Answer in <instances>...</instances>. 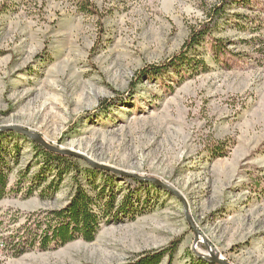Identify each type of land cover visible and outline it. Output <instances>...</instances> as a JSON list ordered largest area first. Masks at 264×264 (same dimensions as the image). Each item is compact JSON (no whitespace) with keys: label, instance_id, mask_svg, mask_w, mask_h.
Instances as JSON below:
<instances>
[{"label":"rangeland","instance_id":"374dc122","mask_svg":"<svg viewBox=\"0 0 264 264\" xmlns=\"http://www.w3.org/2000/svg\"><path fill=\"white\" fill-rule=\"evenodd\" d=\"M221 2L89 0L93 15L81 10V0H0V127L28 129L172 191L112 174L123 191L139 189L135 181L149 185L154 210L103 226L92 243L19 258L0 251V264H125L179 238L173 264L210 262V252L230 264H264V0L226 7L190 54L208 71L178 86L172 73L140 79L179 53ZM213 45L221 46L218 62ZM12 133L16 139L5 140L19 144L20 165L10 187L20 192L0 202L5 234L33 212L65 208L73 195L71 175L56 194L26 195L47 163ZM47 176L41 189L56 171Z\"/></svg>","mask_w":264,"mask_h":264},{"label":"trees","instance_id":"16d2710c","mask_svg":"<svg viewBox=\"0 0 264 264\" xmlns=\"http://www.w3.org/2000/svg\"><path fill=\"white\" fill-rule=\"evenodd\" d=\"M81 1L83 3L81 8L83 12L93 15L96 13L95 7L89 3V0ZM252 1L222 0L219 6L208 12V22L191 29L189 39L184 43L179 53L161 66L147 67L141 72L142 76L140 79L145 77L154 79L155 77L172 73V75L180 77L176 83L178 86L183 79L189 78L195 73L208 71L209 68L206 62L198 57L192 58L190 56L191 52L196 51L194 49L210 37L229 4L249 8ZM212 49L217 56L216 61L218 62L220 58L218 55L222 52L221 46L213 45ZM13 134L12 132L0 134V202L7 199L11 192H20V189L10 187V178L14 170L20 165L19 144L15 143L12 147H9V141L15 138ZM7 135L9 136L8 139H10L8 142L5 140ZM26 140L29 141L35 152L45 160L47 163L45 168H48L46 172L36 176V182L29 186L26 195L31 197L35 191H40V196L43 198L48 191L56 194L68 175H71L73 182V195L70 202L61 210L33 212L25 218L22 225H19V218H16L15 225L19 226L8 234H5L8 230L4 231L1 229V252L10 254L14 258H19L29 251H56L76 241L92 243L96 240L103 226L123 221H134L145 213L154 210L157 205L155 202V200L158 201L157 196L150 195L151 188H147L149 185L135 181L139 185V189L123 191L121 187L117 188L114 183L116 176L91 171L86 167L81 168V163H84L87 167L89 166L79 159L51 153L42 146L34 144L28 138ZM4 142L6 145L3 144ZM49 170H55L56 177L47 187L41 189L43 183L47 180ZM26 173H29V170ZM97 174L102 177V183L98 182ZM23 180L24 177L16 184L17 188ZM142 190L147 193L145 197L141 194ZM181 243V238L176 239L158 252H146L143 255H137L138 259L131 260L125 264H162L166 258L168 259V264H173L174 257ZM190 264L210 263L193 258Z\"/></svg>","mask_w":264,"mask_h":264},{"label":"water","instance_id":"95a60500","mask_svg":"<svg viewBox=\"0 0 264 264\" xmlns=\"http://www.w3.org/2000/svg\"><path fill=\"white\" fill-rule=\"evenodd\" d=\"M9 132L19 133L22 136L31 140L36 145L42 146L45 150H47L51 153H54V154H57L60 156L79 159V160L85 162L93 170L107 172L110 174L120 176L121 178L135 179V180L142 181V182H149V183L155 185L156 187L163 188L165 190H168L170 193H172V191L167 186H165L162 182H160L158 180L143 179L138 175L129 174L127 172L96 163V162L92 161L91 159H89L88 157H86L82 154L75 153L72 151L62 150V149L57 148V147L53 146L52 144L48 143L41 135L34 133L28 129H24V128H20V127H0V133H9ZM175 195L178 198H180L181 202L184 203L183 199L178 194H175ZM184 205H185V203H184ZM185 209L187 212V206L186 205H185ZM188 222H189L191 228L194 230L195 234L198 236L199 234H198V231H197L194 223L190 219H188ZM209 261H210L209 263H211V264H230L229 262L220 259V256L218 254H214L211 252H210V260Z\"/></svg>","mask_w":264,"mask_h":264}]
</instances>
